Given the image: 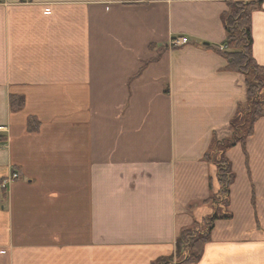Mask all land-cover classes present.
Here are the masks:
<instances>
[{
    "label": "crops",
    "instance_id": "obj_1",
    "mask_svg": "<svg viewBox=\"0 0 264 264\" xmlns=\"http://www.w3.org/2000/svg\"><path fill=\"white\" fill-rule=\"evenodd\" d=\"M227 1L0 0V264H151L213 214L204 155L245 100L215 51ZM226 157L232 218L195 264H264V117Z\"/></svg>",
    "mask_w": 264,
    "mask_h": 264
},
{
    "label": "trees",
    "instance_id": "obj_2",
    "mask_svg": "<svg viewBox=\"0 0 264 264\" xmlns=\"http://www.w3.org/2000/svg\"><path fill=\"white\" fill-rule=\"evenodd\" d=\"M262 0H228L227 10L222 14L226 29L225 50L217 51L227 62L226 71L242 76L245 100L237 104L236 113L229 122V135L213 134V140L204 159L217 167L220 190L214 191L210 180L211 196L203 204H214V212L203 222H194L190 227H183L175 242V254L160 257L151 264H195L203 257L206 244L211 241L213 225L219 219H231L229 211V193L235 174L226 153L237 143L246 151V141L253 136L256 123L264 117V67L254 59L252 53V17L262 8ZM153 48V44L150 45ZM212 48V47H211ZM166 49V48H165ZM164 49V50H165ZM162 51V50H161ZM149 61L144 62L139 76ZM26 107V100L21 95L10 96V110L19 112ZM36 121L31 118L30 122ZM3 138V137H2Z\"/></svg>",
    "mask_w": 264,
    "mask_h": 264
},
{
    "label": "built area",
    "instance_id": "obj_3",
    "mask_svg": "<svg viewBox=\"0 0 264 264\" xmlns=\"http://www.w3.org/2000/svg\"><path fill=\"white\" fill-rule=\"evenodd\" d=\"M180 40H181V39H180ZM180 40H177L176 43H179ZM181 41H182V42H186L187 39H186V38H183ZM4 131H5V129H4L3 127H0V135H1ZM18 176H19L18 173L13 174V178H17Z\"/></svg>",
    "mask_w": 264,
    "mask_h": 264
},
{
    "label": "rangeland",
    "instance_id": "obj_4",
    "mask_svg": "<svg viewBox=\"0 0 264 264\" xmlns=\"http://www.w3.org/2000/svg\"><path fill=\"white\" fill-rule=\"evenodd\" d=\"M2 3V2H1Z\"/></svg>",
    "mask_w": 264,
    "mask_h": 264
}]
</instances>
